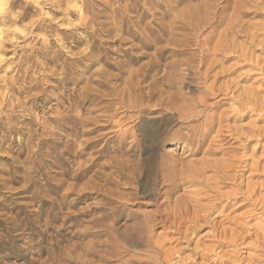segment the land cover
Listing matches in <instances>:
<instances>
[{"label":"rangeland","instance_id":"1","mask_svg":"<svg viewBox=\"0 0 264 264\" xmlns=\"http://www.w3.org/2000/svg\"><path fill=\"white\" fill-rule=\"evenodd\" d=\"M0 9L25 15L0 25V264H264V0Z\"/></svg>","mask_w":264,"mask_h":264},{"label":"bare ground","instance_id":"2","mask_svg":"<svg viewBox=\"0 0 264 264\" xmlns=\"http://www.w3.org/2000/svg\"><path fill=\"white\" fill-rule=\"evenodd\" d=\"M8 2V0H0V7H2V5L3 4H5V3H7ZM16 2H17V0H16ZM34 2H37V0H34ZM58 3H59V1H57ZM86 5V4H85ZM80 8V7H79ZM78 8V9H79ZM79 10H81V9H79ZM5 11H3L2 12V10L0 9V25H2V26H7V25H9V24H11V25H15L16 23H18V22H20V20H22V19H24L25 18V15L22 13L21 15H18V16H12V14L11 13H8V14H6V13H4ZM113 13L114 14H116L114 11H113ZM28 15V14H27ZM79 16V15H78ZM83 20V19H82ZM87 20V19H86ZM90 21V20H89ZM84 22H86L85 20H84ZM84 24V23H83ZM105 25V24H104ZM81 26V25H80ZM86 27V26H85ZM167 27V26H166ZM170 27V26H169ZM40 28H42V25H39V26H36V29H40ZM80 28V27H79ZM35 29V28H34ZM33 29V30H34ZM110 29V28H109ZM109 29L107 28V29H105V32H108V34H110V31H109ZM22 32V31H21ZM95 33V32H94ZM12 35V34H11ZM117 36V35H116ZM66 37H73V35L71 34V35H66ZM119 37V36H118ZM117 37V38H118ZM4 39H5V35H4V33H3V31L2 30H0V44L2 45V46H4V45H6L7 44V42H9L8 40H6V41H4ZM62 39V38H61ZM61 39L59 40V41H61ZM64 39V38H63ZM116 39V38H115ZM126 41V40H125ZM169 41V40H168ZM79 42H81V40L79 41ZM128 42V41H127ZM113 43H115V44H117V43H120L121 44V41H120V39L118 40V39H116V40H114L113 41ZM125 43V42H124ZM91 50V49H90ZM159 50H162V49H158V51ZM164 50H166V48H164ZM158 55H163L164 54V52L163 51H159V53H157ZM153 55H155V54H153ZM56 57H58V56H60L59 54L57 55H55ZM55 56H52V57H50V61L51 62H55ZM89 57H90V53H87V54H85V56H82V58H71L70 59V61H68L67 59L66 60H64V62H62V63H67V65H73L74 64V62H81V60H85V59H89ZM98 60H100V59H98ZM130 61H134V58H131V59H129ZM153 64V63H152ZM149 65L148 66V68L146 69V71H144V73L142 74V77H143V79H144V81H145V79H148V77H149V73H154V71H156V69H157V67H155V66H157V65H155V66H153V65ZM157 64V63H156ZM142 70V69H141ZM65 74H66V72H64ZM68 75V74H67ZM157 75V73H155L154 75H150L152 78H154L155 79V76ZM63 78H66V77H63ZM143 79L141 78V80L143 81ZM154 79H152V80H154ZM163 79V78H162ZM140 80V81H141ZM101 85H103V84H101ZM129 85V84H128ZM34 87V86H33ZM25 90H28V93H29V91H30V88H25ZM140 90V89H139ZM89 91V90H88ZM150 91V90H149ZM143 92V90L140 92V93H142ZM28 93H25L26 94V97H28L29 95H28ZM85 93V92H84ZM152 92L150 91L149 93H142L140 96H139V99H140V102H142L143 104H145V102L147 103V102H149V101H151V99L153 98V97H155L154 95H153V93L151 94ZM79 95H80V99H81V94H78V97H79ZM31 97L33 96V95H30ZM25 97V98H26ZM30 97V98H31ZM83 97V96H82ZM32 98H34V97H32ZM32 98L31 99H29L28 101H27V103H29V102H31L32 101ZM71 98V97H70ZM131 98V96L129 95V97H127V98H125V97H121L120 99H119V104H120V106L122 107V108H126V109H128V110H130V108H131V104H129L128 102H129V99ZM35 99V98H34ZM33 99V100H34ZM126 99H128V102H126ZM71 100L72 99H67L66 100V102H68V104H69V108H65L64 107V109H63V111H61L60 112V114L61 115H59L60 117H73V116H71V114L69 115V114H67V110H72V106H74V101L73 102H71ZM81 101V100H80ZM76 103V102H75ZM91 103V102H90ZM185 106H183V109L184 110H181V107H178V106H175V105H171V109L173 110V111H175V113H177V116L178 117H168V116H170V115H166L165 117H159V122L157 123V124H155V125H153L155 128H154V130H152V131H149L150 133H152V135H153V137H152V140L150 141V143H151V145L154 143V145H155V142L157 141V139H159L161 136L163 137V133L165 134V130L170 126V125H172L173 123H175V122H177V123H181V124H188V122L190 121L189 120V117H185L186 116V110L185 109H188V108H190V106L188 107V105L186 104V102L185 103H183ZM67 105V104H66ZM137 105V104H136ZM190 105V104H189ZM24 106V105H23ZM18 107H19V105H18ZM20 107H22L21 105H20ZM138 107V113L139 114H141V113H144V112H146L147 111V109L145 108V107H141V105L139 104V106H137ZM188 107V108H187ZM74 109H75V107H73ZM107 109V108H106ZM188 112V111H187ZM59 113V112H58ZM129 113H131L132 114V112H130V111H128V114ZM128 114H125V116L126 115H128ZM189 114V113H188ZM187 114V115H188ZM174 115V114H173ZM118 116V114H113V117H117ZM76 117H78V116H76ZM122 118V117H121ZM127 119H130L131 117H126ZM190 118H192V117H190ZM112 121V120H111ZM120 121V120H119ZM119 121L117 122V125L119 126L120 125V123H119ZM80 122H83V121H80ZM79 122V123H80ZM193 122V121H192ZM84 123V122H83ZM191 123V122H190ZM80 125H81V123H80ZM84 125V124H83ZM107 125H109V124H107ZM116 124H112V127H116L117 126ZM100 126V125H99ZM156 126H158V128H156ZM163 127H165V129L164 130H161ZM190 127V126H189ZM190 128H192V127H190ZM189 128V129H190ZM116 131V130H115ZM79 132V131H78ZM188 132H193V129H190V130H188ZM53 134V133H52ZM126 135H128L127 134V132L125 133H122L121 134V136L117 139V142L119 143V145H122L123 144V142H124V140H123V138L126 136ZM130 136V135H129ZM126 139H127V137H126ZM181 139H185V140H189V139H191V137L190 136H187V134H181V135H176V136H171L170 138H169V140H181ZM48 140H50V139H48ZM95 141V140H94ZM97 141V140H96ZM38 143V142H37ZM72 145V144H71ZM157 145V144H156ZM90 146V145H89ZM124 146V145H123ZM85 150V149H84ZM128 152V151H127ZM79 153V152H78ZM78 153H77V155H78ZM29 156V155H28ZM153 157V156H152ZM29 158V157H28ZM155 158V157H154ZM148 161V160H147ZM163 161V160H162ZM168 161V160H167ZM145 162V161H144ZM152 162V161H151ZM164 162V161H163ZM162 163V162H161ZM143 164H145V163H143ZM164 164V163H163ZM148 165V164H147ZM151 165V164H150ZM162 165V164H161ZM166 165V164H165ZM146 166V165H145ZM173 166V165H172ZM171 166V167H172ZM149 167H152V166H149ZM167 167V166H166ZM171 167H168V168H171ZM146 168H147V166H146ZM174 168V167H173ZM123 169V168H122ZM122 169H119L118 167L116 168V171L114 172V173H116L117 174V177L118 178H123V172H122ZM148 170V169H147ZM150 170V169H149ZM26 171V170H25ZM127 171H128V169H127ZM146 172V171H145ZM150 173V172H149ZM148 173V174H149ZM152 174V173H151ZM151 174H149L148 176L150 177V175ZM147 176V177H148ZM148 183V182H147ZM171 183V182H170ZM176 184V183H175ZM150 185V184H149ZM171 185V184H170ZM175 186V185H174ZM171 187V186H170ZM26 188V187H25ZM147 188V186H145V185H142L141 186V189L144 191L145 189ZM23 190V189H22ZM154 190V189H153ZM152 190V191H153ZM20 191V190H19ZM154 192V191H153ZM153 192H151L152 194H153ZM152 196V195H151ZM153 196H155V194L153 195ZM154 199H155V197H154ZM194 211V210H193ZM36 212V211H35ZM163 213L162 212H155V214L153 215V217L154 218H163ZM11 218V217H10ZM15 237V236H14ZM205 250V249H204Z\"/></svg>","mask_w":264,"mask_h":264}]
</instances>
